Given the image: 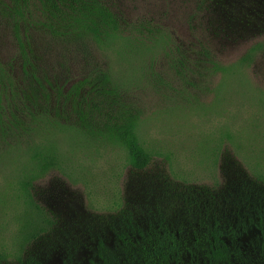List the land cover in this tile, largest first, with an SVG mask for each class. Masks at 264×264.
Instances as JSON below:
<instances>
[{
    "label": "rangeland",
    "instance_id": "1",
    "mask_svg": "<svg viewBox=\"0 0 264 264\" xmlns=\"http://www.w3.org/2000/svg\"><path fill=\"white\" fill-rule=\"evenodd\" d=\"M105 1L124 27L144 24L159 30L154 37L163 35L165 48L137 63L136 57L121 59L91 41L52 37L23 25L21 36L30 39L28 54L35 66L29 73L45 85L51 102L58 90L64 97L79 82L87 83L81 95L92 101L69 102L68 121L80 123L79 116H85L95 124L98 116L134 115L140 140L154 158L139 171L118 147L96 145L69 130L49 137V145L59 146L72 161L34 184L37 203L54 220L50 234L27 247L44 264H96L98 240L113 242L108 221L116 222L114 215L127 203L139 208L142 223L164 218L166 226L175 227L178 218L189 221L183 218L189 216L185 199L178 200L165 183L207 187L219 195L216 201L237 200L247 189L253 193L264 186L257 180L264 174V0H208L204 5L202 0ZM7 6L9 0H0V59L14 67L17 86L31 85L22 72ZM258 44L263 48L245 71L224 75L205 56L208 52L219 66L229 67ZM106 71L120 90L103 103L92 84L101 82ZM8 100L16 116L0 123V242L13 254L26 212L9 195L24 158L17 146L6 150L32 137L20 140L23 118L16 110L26 102L20 91ZM2 106L8 107L5 101ZM47 107L54 113V105ZM9 261L14 264L15 257Z\"/></svg>",
    "mask_w": 264,
    "mask_h": 264
},
{
    "label": "trees",
    "instance_id": "2",
    "mask_svg": "<svg viewBox=\"0 0 264 264\" xmlns=\"http://www.w3.org/2000/svg\"><path fill=\"white\" fill-rule=\"evenodd\" d=\"M206 1L208 0H202V4H206ZM9 2L10 6H7V9L15 22L19 53L23 59L22 72L31 85L17 86L19 81L16 80L14 67L9 65L7 68L0 59L2 110L0 123L4 126L3 118L9 121L10 116H16L12 113L14 105L9 104L8 96L17 95L20 91L23 101H26L22 108L16 110L23 118L19 129L20 140L27 135L32 137V141L26 142L24 146L21 143L9 146L6 150L8 152L17 146L24 158L20 175L12 186L13 192L9 199L15 205L23 204L26 213L19 222L20 229L18 237L15 238L17 252L10 254L0 242V264H9L13 256L14 264H44L41 256L32 253L27 247L50 234L54 220L47 210L37 203L33 194L34 184L45 178L51 170L64 171V166L72 161L59 146L49 145V137L69 130L96 145L118 147L126 152L128 163L139 171L145 170L151 164L154 155L140 140L138 135L140 122L134 115L108 116L104 120L98 116L95 124L88 121V117L85 116H79L81 124L68 121L65 112L69 102L80 101L81 105L87 104L88 100L92 101L85 100L86 97L81 95L87 83L79 82L64 97L61 90H58V95L51 102L45 85L35 74L29 73L35 66L28 54L30 39L26 35L21 36V27L34 25L38 31L49 33L52 37L88 40L101 51L116 52L121 59L136 57L133 59H136L137 63L155 57L165 48L166 38L163 35L154 37L153 33L158 34L160 31L155 32L144 24L133 28L124 27V21L105 0H9ZM262 48V44L252 47L239 62L229 67L219 66L208 52L205 56L215 70L227 75L235 71H245ZM100 77L98 81L101 82L97 85L92 84V92L104 97L103 103H107L106 95H117L120 87L110 71L102 72ZM43 97L45 100L40 102ZM3 101L8 107L2 106ZM49 103L54 105V113L47 107ZM4 132L8 135L7 129L4 128ZM70 176L73 178L74 174ZM257 180L264 183V174H258ZM164 185L173 196L178 197V200L185 199L189 206V216L185 215L183 218H190L192 207L199 208L204 201H216L219 197L214 191L199 185H182L175 183V180ZM135 208H137L135 204L127 203L114 215L116 222L108 221V224L111 223L113 242L109 244L103 238L98 240L96 264H234L233 253L236 261L242 264L264 263V255L263 260H257L247 249L231 254L230 247L223 240V233L220 230L212 231L213 238H207V235L198 236L197 242L192 244L188 236L187 221H181L179 224L178 236V229L166 226L164 218L142 223L143 219L137 217L141 211L139 208L135 211ZM246 243L248 242H244V247Z\"/></svg>",
    "mask_w": 264,
    "mask_h": 264
},
{
    "label": "flooded vegetation",
    "instance_id": "3",
    "mask_svg": "<svg viewBox=\"0 0 264 264\" xmlns=\"http://www.w3.org/2000/svg\"><path fill=\"white\" fill-rule=\"evenodd\" d=\"M180 223L178 218L174 222V229L179 228ZM187 223L192 244L197 242L198 236L207 235V238H213L212 231L220 230L231 254L247 249L254 258L261 260L264 255V186L253 193L247 189V195L237 200H206L201 207H192ZM177 235H180L179 229ZM246 241L248 243L244 247ZM232 261L234 264H242L236 261L234 253Z\"/></svg>",
    "mask_w": 264,
    "mask_h": 264
}]
</instances>
